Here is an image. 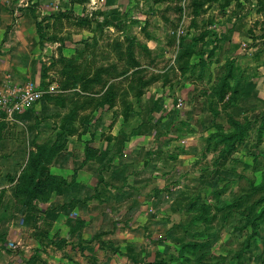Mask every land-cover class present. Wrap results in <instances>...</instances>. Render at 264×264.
Here are the masks:
<instances>
[{
    "label": "rangeland",
    "instance_id": "374dc122",
    "mask_svg": "<svg viewBox=\"0 0 264 264\" xmlns=\"http://www.w3.org/2000/svg\"><path fill=\"white\" fill-rule=\"evenodd\" d=\"M32 1L45 39L31 78L12 87L30 81L42 93L30 110L42 104L51 113L16 141L64 146L73 128L93 147L129 144L119 172L126 181L108 182L119 225L109 238L130 239L112 242L122 254L112 264H264V95L249 80L264 71V48L253 54L254 70L239 66L264 45V0ZM225 76L230 93L221 100ZM81 78L101 82L84 92ZM17 116L0 121L15 125ZM39 125L45 137L35 136Z\"/></svg>",
    "mask_w": 264,
    "mask_h": 264
},
{
    "label": "crops",
    "instance_id": "0c3cea01",
    "mask_svg": "<svg viewBox=\"0 0 264 264\" xmlns=\"http://www.w3.org/2000/svg\"><path fill=\"white\" fill-rule=\"evenodd\" d=\"M31 3L33 1L0 0V92L12 84L23 83L26 78H31L28 70L33 67V62L38 61L39 37L33 14L27 9ZM232 40L233 44L238 38L232 34ZM222 46L231 50L225 39ZM260 48H264V45L259 42V45L246 52L248 58L240 60V69L254 70L258 59L253 57ZM223 63L219 61L210 67L214 71L216 66ZM208 64L204 63L203 70L206 67L210 69ZM263 72L259 73L261 77L252 73L255 77L249 80L257 83V89L264 95ZM216 75L211 74L209 80L214 82ZM223 79L220 81L223 82ZM227 91L230 93L229 88ZM261 98L263 96L260 94ZM29 110L17 116L15 125L0 121V138L9 140L3 144V139H0V264H112L122 255L118 253L121 249H113L112 242L122 247L130 239L120 241L109 238L113 237L114 229L119 231V225L113 222L115 220L111 215L115 205H111L109 200L111 194L108 192V182L126 181V175L119 172L124 165V147L127 148L129 144L124 146L125 143L112 140L97 142V146L93 147L90 146L92 143L88 145L81 142L78 135H71L44 168L49 174L65 179L68 185L58 191H46L43 195L48 199H37L29 204L28 193L19 186V177L30 155L36 152L37 145L50 146L54 143L38 139L34 143H26L21 139L16 141L22 134L32 133L28 131L29 125L31 123L33 126L37 117L41 116L40 120L51 113L44 112L42 104H36L33 110ZM0 116L3 117L1 111ZM25 123L28 124L27 128L24 127ZM40 126L35 129V136L40 133L45 137L48 128ZM117 132L114 129L109 131L110 134ZM86 146L92 147L96 154L89 153L90 157L86 158ZM107 153L108 156L105 155ZM132 206H135L134 200L130 201V209ZM10 243L16 244V249H9Z\"/></svg>",
    "mask_w": 264,
    "mask_h": 264
},
{
    "label": "trees",
    "instance_id": "16d2710c",
    "mask_svg": "<svg viewBox=\"0 0 264 264\" xmlns=\"http://www.w3.org/2000/svg\"><path fill=\"white\" fill-rule=\"evenodd\" d=\"M36 31L39 37V43H42L43 40L45 39V36L40 31L38 26H37ZM60 61L63 62L64 65H66V67L68 68H70V65L72 64L71 60L69 59L66 60L64 58H61ZM70 74H71V71L69 72L67 77H70L71 76ZM225 78H224L223 84L220 86V88L217 91V95L220 97L221 100L224 98V94L227 93L226 89L228 90V87H229L227 86L228 85L227 78L226 80ZM95 82H101V80L100 79L99 80L98 79L88 80V79L81 78L80 86L83 91L84 90L87 91V89L89 88V85ZM138 95H140V93ZM46 100L49 102V101H52L53 98L47 97ZM61 102H62L61 99L56 98L55 100H53L52 104H54L55 106L63 107ZM66 119H67V123L74 122L75 116L72 113V115L67 116ZM66 132H67L66 134L73 135L75 130L73 128H69L66 130ZM238 136H239V133L235 132L231 134L230 136H224L223 139L224 141H230L234 138H237ZM57 138H61L60 135H58ZM62 148L63 146L61 145V143H59V140H56L55 143H53L50 146L37 145L36 152L30 155L29 162L26 168L21 173V177H19L21 180L19 182V186L23 187L26 193H28V203L29 204L32 201L37 200V199L38 200L48 199L46 196L43 195L46 191L48 192L58 191L63 186L68 185V182H66L65 179L53 176L44 170L45 165L49 163L52 160V158ZM89 153H92L93 155H95L96 152H94L93 150L86 149V152H85L86 158L90 157Z\"/></svg>",
    "mask_w": 264,
    "mask_h": 264
},
{
    "label": "built area",
    "instance_id": "2783aa9c",
    "mask_svg": "<svg viewBox=\"0 0 264 264\" xmlns=\"http://www.w3.org/2000/svg\"><path fill=\"white\" fill-rule=\"evenodd\" d=\"M42 93L34 90L30 83L23 86L6 87L0 92V111L6 120L11 121L32 104L40 100ZM13 121V120H12ZM17 245L10 243L9 249H16Z\"/></svg>",
    "mask_w": 264,
    "mask_h": 264
}]
</instances>
